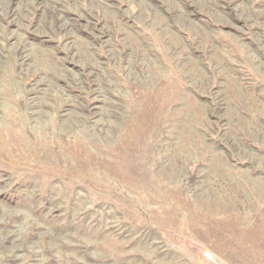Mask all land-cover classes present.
<instances>
[{
	"label": "rangeland",
	"instance_id": "rangeland-1",
	"mask_svg": "<svg viewBox=\"0 0 264 264\" xmlns=\"http://www.w3.org/2000/svg\"><path fill=\"white\" fill-rule=\"evenodd\" d=\"M0 264H264V0H0Z\"/></svg>",
	"mask_w": 264,
	"mask_h": 264
}]
</instances>
